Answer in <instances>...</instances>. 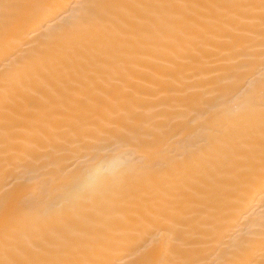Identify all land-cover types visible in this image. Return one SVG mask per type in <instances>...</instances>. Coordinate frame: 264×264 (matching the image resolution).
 Wrapping results in <instances>:
<instances>
[{
    "label": "snow or ice",
    "instance_id": "6c2138e0",
    "mask_svg": "<svg viewBox=\"0 0 264 264\" xmlns=\"http://www.w3.org/2000/svg\"><path fill=\"white\" fill-rule=\"evenodd\" d=\"M56 7L0 0V34ZM73 7L0 74V264H122L138 238L142 264H264V0ZM209 93L176 137L172 102Z\"/></svg>",
    "mask_w": 264,
    "mask_h": 264
},
{
    "label": "bare ground",
    "instance_id": "6f19581e",
    "mask_svg": "<svg viewBox=\"0 0 264 264\" xmlns=\"http://www.w3.org/2000/svg\"><path fill=\"white\" fill-rule=\"evenodd\" d=\"M19 3H35V4H47L56 5V8L47 10L43 17V27L39 25H29L23 33V43L19 40L12 38L5 39L0 34V74H3L11 64H22L32 54L33 50L43 47L47 41L50 31L58 30L65 26L70 14L75 10L73 6L90 0H15ZM64 9H67L65 11ZM243 78L237 79L231 82L228 89L243 87ZM36 88L42 90V86L37 83ZM227 92L225 93L226 98ZM206 103H201L199 99H184L183 95L172 102L176 106L181 108V115L170 114L168 120V127L176 137L184 136L185 134L192 133L197 129L198 125L210 115L211 106L220 103L216 99L215 93H209L203 98ZM12 179L10 176H6L2 169H0V190H3L8 186V182ZM260 196L257 194L255 200L252 203L250 213L257 218L260 217ZM246 217L240 216L237 222V227L242 228L245 226ZM151 243L146 238H138L129 244L120 253V259L122 264H142L144 258L143 249ZM143 246V247H141Z\"/></svg>",
    "mask_w": 264,
    "mask_h": 264
}]
</instances>
